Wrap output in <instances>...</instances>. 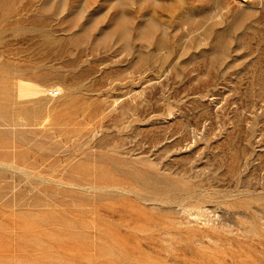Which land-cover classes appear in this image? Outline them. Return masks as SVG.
I'll return each instance as SVG.
<instances>
[{"label": "rangeland", "instance_id": "rangeland-1", "mask_svg": "<svg viewBox=\"0 0 264 264\" xmlns=\"http://www.w3.org/2000/svg\"><path fill=\"white\" fill-rule=\"evenodd\" d=\"M0 264H264V0H0Z\"/></svg>", "mask_w": 264, "mask_h": 264}]
</instances>
